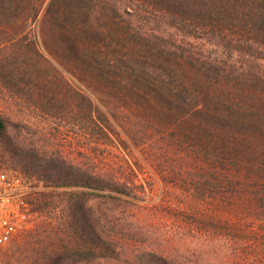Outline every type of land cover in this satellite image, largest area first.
I'll return each instance as SVG.
<instances>
[{"label":"trees","instance_id":"1","mask_svg":"<svg viewBox=\"0 0 264 264\" xmlns=\"http://www.w3.org/2000/svg\"><path fill=\"white\" fill-rule=\"evenodd\" d=\"M0 82L87 141L15 149L51 219L21 264H264V0H0ZM162 208L193 234L154 231Z\"/></svg>","mask_w":264,"mask_h":264},{"label":"rangeland","instance_id":"2","mask_svg":"<svg viewBox=\"0 0 264 264\" xmlns=\"http://www.w3.org/2000/svg\"><path fill=\"white\" fill-rule=\"evenodd\" d=\"M10 96L11 94L3 88V82H0V118L5 119V129L3 130L0 127V168L13 176L25 178L38 188V191H47L38 176L23 171L19 157L15 154V149L34 153L45 159L52 158L56 152H62L65 158L74 157L77 158L79 163H82L85 160L84 151L87 141L81 129V124L79 121L77 123H68V121L63 119L42 117V115H38L33 111V106L29 107L24 102H16ZM55 137L57 138L55 139ZM142 172L144 173L143 179L146 187L151 188L156 182L153 170L147 168ZM92 202L97 204V209L102 206L104 208L111 206L108 207L100 199ZM174 202L175 205L181 203L178 199H175ZM110 208H113V206ZM155 212V208L141 211L133 204L123 203L122 206H118L116 212L118 217L117 215L116 217L120 219L123 215L128 217L130 221L141 220L142 218L146 220L144 223L148 224L153 219ZM49 222H51L50 217L45 212L41 213L39 211L29 226L19 232L5 250L3 254L5 264H21L19 260L24 257L27 248L32 247L38 241L44 242L46 240L49 243L48 232L45 231V226ZM158 222L156 226H153L154 231L158 233L168 232L171 236H175L177 240L181 238L182 234H193L194 228H191L190 225L184 226L178 216L171 215L165 208H162ZM136 229H138L137 225L134 227V230ZM143 239L144 237L139 240ZM189 240L192 241L193 239L190 238ZM135 246L137 247V245ZM143 246L148 248V250L154 248L149 243ZM191 246H193V243ZM131 250L136 251L134 247ZM183 251L176 249L174 253L182 254ZM61 252L63 264H80L77 263L80 259L79 255H72L64 248L61 249ZM93 264L105 263L96 262Z\"/></svg>","mask_w":264,"mask_h":264},{"label":"built area","instance_id":"3","mask_svg":"<svg viewBox=\"0 0 264 264\" xmlns=\"http://www.w3.org/2000/svg\"><path fill=\"white\" fill-rule=\"evenodd\" d=\"M38 190L25 178L0 168V264H5L3 254L13 239L37 215L33 199Z\"/></svg>","mask_w":264,"mask_h":264}]
</instances>
